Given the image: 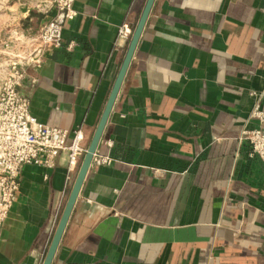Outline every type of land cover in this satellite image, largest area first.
I'll use <instances>...</instances> for the list:
<instances>
[{
    "label": "crops",
    "instance_id": "obj_1",
    "mask_svg": "<svg viewBox=\"0 0 264 264\" xmlns=\"http://www.w3.org/2000/svg\"><path fill=\"white\" fill-rule=\"evenodd\" d=\"M145 1H73L20 87L37 121L87 147ZM32 2L6 17L28 33ZM254 105L264 0H154L51 264H264V165L239 139ZM79 164L21 165L0 264L42 263Z\"/></svg>",
    "mask_w": 264,
    "mask_h": 264
},
{
    "label": "built area",
    "instance_id": "obj_2",
    "mask_svg": "<svg viewBox=\"0 0 264 264\" xmlns=\"http://www.w3.org/2000/svg\"><path fill=\"white\" fill-rule=\"evenodd\" d=\"M74 0H43L36 5L44 20L34 33L20 25L6 28L0 37V222L6 216L18 190V173L23 164L52 166L65 151L68 167H77L86 150L80 128L67 130L45 125L32 116L28 101L20 92L28 70L38 67L44 54L62 42V21L74 13ZM128 37L126 25L118 29ZM253 127H244L239 139L264 165V110L254 105ZM101 163L110 158L98 157Z\"/></svg>",
    "mask_w": 264,
    "mask_h": 264
},
{
    "label": "water",
    "instance_id": "obj_3",
    "mask_svg": "<svg viewBox=\"0 0 264 264\" xmlns=\"http://www.w3.org/2000/svg\"><path fill=\"white\" fill-rule=\"evenodd\" d=\"M154 0H146L144 3V6L142 8V11L139 15V18L134 25L127 48L125 51V55L123 57L122 63L118 69L117 75L115 77V80L113 82L112 88L110 90L109 96L107 98V101L105 103L104 109L100 115L99 121L96 125V128L87 144L86 150L81 158L75 179L73 181L72 187L70 189V192L68 194V197L66 199V202L63 206V209L61 211L60 217L58 219L56 228L54 230V233L52 235L51 241L49 243V246L47 248V251L44 255L43 261L41 264H51L54 253L56 251V248L59 244V241L61 239V236L63 234V231L65 229V226L67 224L68 218L70 216V213L72 211V208L74 206V203L76 201V198L78 196V193L80 191V188L82 186L84 177L88 171V168L91 164L93 155L96 151L98 142L100 140L104 125L108 119V116L110 114L114 99L116 97V94L120 88V85L122 83V80L124 78V75L126 73L127 67L129 65V62L132 58V55L134 53L136 44L138 42V39L140 37V34L142 32L143 26L145 24V21L147 19V16L149 14V11L151 9V6L153 4Z\"/></svg>",
    "mask_w": 264,
    "mask_h": 264
},
{
    "label": "rangeland",
    "instance_id": "obj_4",
    "mask_svg": "<svg viewBox=\"0 0 264 264\" xmlns=\"http://www.w3.org/2000/svg\"><path fill=\"white\" fill-rule=\"evenodd\" d=\"M11 1L12 0H0V37L2 36L3 31L6 28L20 24V21L17 18H6L8 14L13 13V10L11 8H8V3H10ZM42 1L43 0H33L31 5L34 9H37L36 5L41 3Z\"/></svg>",
    "mask_w": 264,
    "mask_h": 264
}]
</instances>
